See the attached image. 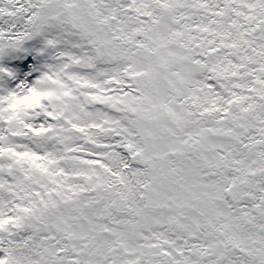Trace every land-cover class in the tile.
I'll list each match as a JSON object with an SVG mask.
<instances>
[{
    "label": "snow or ice",
    "instance_id": "6c2138e0",
    "mask_svg": "<svg viewBox=\"0 0 264 264\" xmlns=\"http://www.w3.org/2000/svg\"><path fill=\"white\" fill-rule=\"evenodd\" d=\"M0 264H264V0H0Z\"/></svg>",
    "mask_w": 264,
    "mask_h": 264
}]
</instances>
